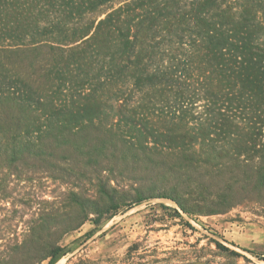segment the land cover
<instances>
[{
	"label": "trees",
	"instance_id": "1",
	"mask_svg": "<svg viewBox=\"0 0 264 264\" xmlns=\"http://www.w3.org/2000/svg\"><path fill=\"white\" fill-rule=\"evenodd\" d=\"M146 194L264 218V0H0V264Z\"/></svg>",
	"mask_w": 264,
	"mask_h": 264
},
{
	"label": "rangeland",
	"instance_id": "2",
	"mask_svg": "<svg viewBox=\"0 0 264 264\" xmlns=\"http://www.w3.org/2000/svg\"><path fill=\"white\" fill-rule=\"evenodd\" d=\"M146 195L99 229L88 223L64 237L56 264H264V218L250 209L191 219L174 202Z\"/></svg>",
	"mask_w": 264,
	"mask_h": 264
}]
</instances>
